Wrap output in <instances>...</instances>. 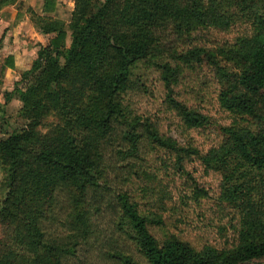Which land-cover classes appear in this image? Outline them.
<instances>
[{"label": "trees", "instance_id": "16d2710c", "mask_svg": "<svg viewBox=\"0 0 264 264\" xmlns=\"http://www.w3.org/2000/svg\"><path fill=\"white\" fill-rule=\"evenodd\" d=\"M92 1L75 0L69 47L64 49L63 28L47 31L55 36L40 48L34 69L23 74L32 76L34 84L6 93L5 105L18 95L23 103L20 115L28 123L0 139V162L8 177L0 200V264H66L89 243L98 217L107 209H113L117 226L148 264H264V220L250 199L233 248L198 250L176 237L160 243L149 226L162 225V219L144 217L127 193L116 194L108 161V153L124 144L116 152L123 156L122 162L139 158L146 138L174 153L179 166L197 157L207 171L232 168L222 198L238 202L245 192L244 186L233 184L234 174L243 175L246 168L264 172V16L253 13L252 35L239 37L232 45L209 52L167 50L187 66L204 53L221 87L220 107L252 121L253 128H225L221 145L201 155L128 114L118 99L131 89L137 63L158 46L167 49L169 37L179 41L200 30L230 28V20L218 8L221 0H106L91 16ZM52 7L53 2L46 0L44 12L51 13ZM5 67L14 69L13 58ZM156 67L168 91L167 102L186 128L206 127L208 117L170 96L182 74L180 67L169 62ZM52 112L61 124L56 138L43 143L37 122ZM119 138L124 142L116 144ZM199 191L204 197L205 192ZM117 258L120 264H140L129 254L119 253Z\"/></svg>", "mask_w": 264, "mask_h": 264}, {"label": "rangeland", "instance_id": "374dc122", "mask_svg": "<svg viewBox=\"0 0 264 264\" xmlns=\"http://www.w3.org/2000/svg\"><path fill=\"white\" fill-rule=\"evenodd\" d=\"M105 2L93 0L91 16L103 8ZM42 4L44 0H0V139L28 123L20 115L23 103L18 95L5 105L6 93L12 94L17 89L25 91L27 86L34 84L32 76L23 74L34 69L40 48L48 46L55 36L46 32L63 28L67 33L64 49L70 45L75 0H57V7L50 15L41 13ZM218 8L230 20V28L200 30L191 38L179 41L174 36L169 37L167 49L158 46L155 53L137 63L132 70L131 89L118 99L128 114L142 122L148 121L160 135L176 140L181 147L194 148L201 155L221 145L225 128H253L249 118L233 115L220 107L221 87L204 53L198 61L187 66L167 52L170 47H177L178 53H186L194 48L209 52L232 45L237 38L252 35L254 28L250 18L253 13L264 16V0H221ZM13 17L16 19L11 22ZM9 58H13L14 69L5 67ZM162 62L179 66L182 72L170 96L188 110L208 117L206 127L187 129L180 114L169 105L168 91L156 67ZM220 64L231 70L223 62ZM56 114L52 112L37 122L43 143L51 142L57 136L61 120ZM122 142L119 138L116 144ZM124 145H117L108 153L112 165L110 185L116 194L127 193L144 217L162 219V225L149 226L158 242L176 237L198 250L205 246L218 250L233 248L238 243L244 208L249 199L250 205L264 220V172L246 168L243 175L235 173L233 184L244 186L245 195L238 202L230 203L222 198V190L229 178L227 174L233 173L232 168L226 172L207 171L197 157L187 159L179 166L174 153L152 145L146 138L142 140L140 157L122 162L123 156L116 152L126 147ZM7 178L0 162V200ZM199 190L205 192L204 197ZM117 224L113 209L105 210L98 217L89 243L81 246L77 257L67 259L66 264H120L119 253L133 256L140 264H148Z\"/></svg>", "mask_w": 264, "mask_h": 264}, {"label": "crops", "instance_id": "0c3cea01", "mask_svg": "<svg viewBox=\"0 0 264 264\" xmlns=\"http://www.w3.org/2000/svg\"><path fill=\"white\" fill-rule=\"evenodd\" d=\"M51 1L53 2V7H52V8H53V11H52L51 13H45V12H44V6H45V2H46V0H44V4H42V7H43V8L41 9V13H42V14L50 15V14H52V13L55 11V9H56V7H57V6H56V2H57V0H51ZM31 3H32V5H33V2H31ZM5 11H6V12L9 11V9H6ZM3 12H4V11H3ZM15 17H16V16H15ZM15 17L11 18V22H13V21L16 19ZM9 21H10V20H9ZM3 23H5V21H4Z\"/></svg>", "mask_w": 264, "mask_h": 264}]
</instances>
